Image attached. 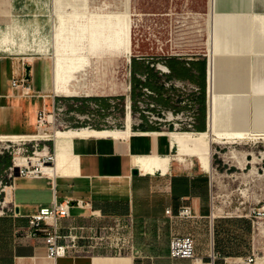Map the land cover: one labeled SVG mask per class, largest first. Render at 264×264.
Segmentation results:
<instances>
[{
  "label": "crops",
  "instance_id": "0c3cea01",
  "mask_svg": "<svg viewBox=\"0 0 264 264\" xmlns=\"http://www.w3.org/2000/svg\"><path fill=\"white\" fill-rule=\"evenodd\" d=\"M124 2L119 0L116 6L114 1L87 0L88 18L91 20L95 15L120 10ZM57 5L64 11V8L70 7V0H0V31H7V37L0 35V40L15 50L13 54H0V135L32 134L36 124L35 114L38 115V111L46 106L48 99L52 107L56 94L65 97L93 95V90L87 88L85 83L86 69L91 59L108 56L131 61L132 37L130 54L127 55L123 18L118 22V28L122 30V53L99 55L92 52L58 56V34L56 36L54 32L48 44L49 29L54 25V31L58 30L63 21L55 11ZM138 7L140 15L144 16L145 27L150 23L155 28L171 26V15L178 13L195 15L196 19L201 20L206 31V53L202 56L177 58L180 61L172 60L171 66L176 76L187 78V75L176 70L181 61L191 60L195 68H200L202 78L205 79L211 53L216 58V65L220 64L218 61L224 60V56H228L230 62H227L231 64L232 55H236L237 63L240 60L236 76L240 74L237 79L241 85H237L239 82L236 84L237 79L232 81L236 89L237 86L242 89L235 92L231 87L229 91L233 93L221 92L224 75L215 81L217 83L219 79L216 85L220 93L218 88L215 89L220 95L218 129L222 133L264 134V0H138ZM47 56L53 57V74L49 69L48 88L37 91L28 83L31 94L22 95L19 89L13 87V79L25 74L26 62ZM255 56L260 59L255 61ZM253 61L255 68L258 63L259 71L253 69ZM228 64H225L226 71L230 67ZM220 68L223 71L225 69ZM34 70L32 67V78ZM254 70L258 72L255 83L252 80ZM248 74L250 83H246ZM205 84L203 80V87ZM207 84L209 88V81ZM245 84L248 85L249 93L246 88L243 89ZM226 87L229 88L228 85ZM208 100L210 106L209 93ZM83 101L93 108L98 100ZM202 101L199 128L200 131H208L205 97ZM17 123L23 130H14V124ZM126 127L125 124L120 130ZM53 141L56 177H16L10 186L13 199L10 203H4L11 204V211L8 209L0 213V264H194L189 259L170 257L169 245L173 235L193 236L196 254L202 264H230V260L252 253L250 220L214 214V170L212 168V172H209L203 167L200 152L193 145H178L171 133L159 130L151 123L140 124L135 121L125 137L86 135L60 137L58 141L54 137ZM134 169L138 170V174H133ZM60 179L64 189L62 199H82L91 206L72 207L71 217L61 220L62 234H67L71 225L106 222L131 214L135 220L136 251L122 256L97 252L51 259L47 256L46 245L41 237L17 235L18 229L28 228V216L52 203L53 185L54 182L57 184L58 193ZM184 205L192 207V218L180 220L166 214V210L170 209L173 215H177ZM92 211L97 217L91 216Z\"/></svg>",
  "mask_w": 264,
  "mask_h": 264
},
{
  "label": "rangeland",
  "instance_id": "374dc122",
  "mask_svg": "<svg viewBox=\"0 0 264 264\" xmlns=\"http://www.w3.org/2000/svg\"><path fill=\"white\" fill-rule=\"evenodd\" d=\"M70 1L71 6L64 8L63 21L59 24V29L54 31L56 36L58 34L57 50L60 54L58 56L90 54L92 52L99 55L122 53L124 48L120 41L122 30L118 28V22L120 18H123V15L120 14L123 8L107 14L95 15L97 19L89 20L87 0ZM108 1H114L116 6L119 4V0ZM129 3L131 13L136 14L131 16L134 20L131 34L133 48L131 61L127 62L125 58L108 56L96 60L91 59L86 69L85 83L87 88L93 90V95L67 98L54 92L57 107L64 109L56 110L54 113L51 109V100L48 99L46 102L48 113L53 114L51 116L53 119L48 118L50 122L45 123L40 130L42 133L45 131L50 135L49 140L18 139L16 142L0 140V213H4L8 209L11 211V204H5L4 201L6 187L14 184L18 174L15 162L19 165L36 159L33 152L36 148L41 150L44 146H48L54 154L55 131L88 126L97 129H110L113 125H111L112 127L108 126L107 118L110 117L111 120L117 121L123 115L122 110L129 96L134 111L133 122L150 123L145 115L139 116L137 108L138 101L143 97V87L145 86L157 94L155 100L167 109L180 111L185 107L182 101L191 99L192 102H195L198 107L195 124L192 128L181 126L177 131H200L202 100L205 97L207 106L208 93L210 95L207 73L205 79L202 78L200 68H195L191 60H185L176 66V70L184 76L187 75V78L179 77L174 73L171 62L172 60L180 61L177 59L179 57L202 56L206 53L204 47L206 31L202 27L201 20L196 19L195 15L178 13L171 15V26L155 28V25L150 23L145 27L144 16L140 15L138 0H129ZM74 20L76 23H69ZM56 25H58L57 21ZM97 40L98 42H96ZM146 57H152L155 63L164 61L171 70V75L168 77L170 80L191 82L199 87L198 94L189 93L187 95L174 88L165 89L157 78L156 68L141 59ZM26 64H31L35 69L32 80H29L34 89L38 91L48 88L49 69L53 74V57L36 58ZM144 74L147 75L145 81L141 78ZM203 80L206 83L205 87H203ZM83 99L98 100L95 103L98 108H92ZM112 99L117 102L114 111L110 110ZM40 103L42 104V102ZM139 118L142 119L141 122ZM37 120L38 115L35 114L36 124L32 133L39 131ZM122 123L120 122V124ZM154 126L158 128L156 125ZM13 128L14 130H23L18 123L14 124ZM166 128L173 131V126ZM211 148L212 168L215 173H213L214 214L232 219H249L252 233L251 244L258 257L257 262L264 260V135H250L239 143H212ZM62 184V180H58L60 200L63 198ZM230 261H234V259Z\"/></svg>",
  "mask_w": 264,
  "mask_h": 264
},
{
  "label": "built area",
  "instance_id": "2783aa9c",
  "mask_svg": "<svg viewBox=\"0 0 264 264\" xmlns=\"http://www.w3.org/2000/svg\"><path fill=\"white\" fill-rule=\"evenodd\" d=\"M146 60V63L151 67L156 68L157 78L160 80V84H163L165 89L174 88L181 93H192V95L198 94L199 87L195 84L183 81V80H170L168 77L171 75V70L164 61H158L155 63L152 57L141 58ZM208 67L209 58L207 61V80H208ZM141 78L145 81L147 75H142ZM29 80L26 79L25 74L19 78H14L12 85L14 88L19 89L22 95H30L28 87ZM143 97L138 101V114L139 116L145 115L149 119L150 123H153L159 130L169 133L178 132L177 129L181 126L192 128L195 124V119L198 112V107L191 99L182 101L185 106L182 110L167 109L159 104L155 99L157 94L148 86L143 87ZM173 97L172 95H170ZM178 98V95L176 96ZM69 98V97H67ZM152 99V100H151ZM111 111L115 110L117 102L111 100ZM77 106V103H75ZM93 108H98V105H94ZM52 111L63 110L62 107H57L56 101L53 102ZM122 110V109H121ZM133 108L130 96L124 104L122 113L123 115L117 120H111L107 118L108 126L113 125L112 129H122L127 120V116H132ZM207 121L209 113V100L207 101ZM53 116L49 114L46 106L38 111V125L40 128L45 123L50 122L48 118ZM141 122L142 119L139 118ZM120 122H123L120 124ZM120 125V127H119ZM107 126V125H106ZM107 126V127H108ZM173 126V131L166 127ZM91 127V126H88ZM160 127V128H159ZM105 129V128H104ZM108 129V128H106ZM47 149L48 153L44 156L38 155L39 148L33 152L37 161H26L25 164L16 165L17 176L27 178H41L44 176V167L52 166L55 161V154H53L48 146H44L41 150ZM32 157V156H31ZM30 157V158H31ZM14 170L15 168H11ZM12 176V174H11ZM15 177V178H16ZM12 186V185H11ZM54 196L52 203L47 207H42L38 212L28 216V228L18 229L17 235L24 237H41L46 245L47 256L51 259H55L59 256H75L82 253H97L104 252L116 256H122L126 254H133L136 251L135 247V220L133 215H127L125 217H115L106 222H93L88 225L74 226L71 225L67 234L61 233V220L71 217V209L74 206L78 207H91L89 203L84 202L82 199H74L72 197L59 199L57 193V184L54 182ZM72 201H76V205H72ZM15 213V209H12ZM166 214L170 218H176L180 220H188L193 217V209L190 205H184L181 207L177 215H173L170 209L166 210ZM92 217H97L94 211L91 212ZM170 257L174 259H189L194 264H202L200 258L196 254L195 239L191 235H173L169 245ZM258 257L255 255L254 250L250 255L241 256L230 261V264H256Z\"/></svg>",
  "mask_w": 264,
  "mask_h": 264
},
{
  "label": "bare ground",
  "instance_id": "6f19581e",
  "mask_svg": "<svg viewBox=\"0 0 264 264\" xmlns=\"http://www.w3.org/2000/svg\"><path fill=\"white\" fill-rule=\"evenodd\" d=\"M56 1L58 2L59 0H56ZM66 1H68V0H66ZM70 6H71V1H70ZM55 11H56L58 17L63 19L62 18L63 17V8H60V6L57 5V8H56ZM120 14L123 15V19H124L125 38H126V45H127V48H128L127 49V55H129L130 54L129 46H130L131 29H132V24L134 23V20H133V18L131 16L136 15L134 13H131L129 0H125L124 6H123V10H122V12ZM6 33H7V31H5V30H1L0 31V35H3V38L7 37ZM53 35H54V25H53V28L49 29L50 41H48V44L51 43ZM13 53H15V50L13 49V47L10 46V45H7L6 43H4V41L0 40V54H13ZM232 56H234L235 58L231 57V59L230 58L229 59L231 60V64H233V65L228 64V62H230L227 59L228 56L227 57L224 56L226 59L222 56L224 58V60H221V62L218 61V64L220 63L219 65H221V64L223 65V62H224V65L220 66V67L225 68L224 71H223L222 68L219 67V65H216V58L214 59L213 54L212 53L210 54L209 67H208V81H209V91H210V95H209V97H210V106H209V119H208V121H209V130L208 131H198V132H172L171 133V136H173L176 144H178V145H185V144L186 145H193L194 148L196 149V151L200 152V159L202 161L203 167H205V169L208 170L209 172H212V148H211L212 143H217V144L239 143L241 140L245 139L247 136H250L249 134H247L245 132H227V133H222L218 129L219 128V118H220L221 111H220L219 105H218L220 95H218L216 93V90H215V89L218 88V86L216 84L218 83L219 79H218V81L216 83L215 82L216 78L220 77L221 75H224V78L222 76L223 80H221V83H222L223 88H224V86H225V88L222 89V86H220L221 92H224V91L227 92V91H229L231 89V87L234 88L232 90H234L235 92H238L239 89H242L241 87L238 88V86L241 85V81L239 82V80L237 79V77H239L240 74H239V76H236L237 73L239 72L238 66L240 65L239 64L240 60L237 63L236 55H232ZM245 57H247V56H245ZM247 58H249V57H247ZM262 58L263 57L261 56V59ZM249 59H248V62H249ZM253 59L256 61V60H259L260 58L257 59V57H256V59L255 58H253ZM217 60H218V58H217ZM225 60H226V62H225ZM242 60H244V58L241 59V62H242ZM232 61H234V62H232ZM263 61H264V59H262V62ZM234 63H236V65H234ZM225 64H226V66H227V64H228V66H230L229 70H227V71H226ZM237 64H239V65H237ZM254 65H255V63L253 61V69L259 71L260 67H259L258 63H257V66H256L257 69L255 68ZM217 66L219 67L218 69H217ZM236 67H237V69L235 71ZM246 67H247V65H246ZM247 69L249 70V68H247ZM217 70H218V72H217ZM255 70H254V73L256 75L252 72L253 75H254V79H252V80H254V83L256 82L255 81L256 80L255 77H258L257 76L258 72H255ZM221 71H223V73ZM230 72H231V74H230ZM217 73H218V76H216ZM219 73H220V75H219ZM248 73H249V71H248ZM259 74H260V72H259ZM54 76H55V78L57 77V72H56V68L55 67H54ZM230 76H232V77H230ZM226 77H227V81H226ZM241 77L244 78V75L241 76ZM246 78H247L246 83H248L249 80H250L249 74H248V76H246ZM248 78H249V80H248ZM235 79H237L236 80V84L239 82V84H237L238 85L237 86L238 90L235 88L236 84L235 85L233 84V81L235 82ZM228 81H229V83H227ZM263 81H264V79H263ZM227 85H228L229 88L226 87ZM215 86H216V88H215ZM243 86H244V84H243ZM247 86L248 85L245 84V87H243V89L246 88V92H248V90H249L247 88ZM252 86H253V84H252ZM253 88H252V90H253ZM218 90H219V88H218ZM220 90H219V93H220ZM232 90L229 91V92L233 93ZM254 93H256V92H254ZM257 94H258V92H257ZM132 123H133V117L128 115L127 116V120H126L127 127H126V129H123V130H120V129H112V130L111 129H97V128L83 127L80 130H68V131L57 130L56 135L54 137H55V139L57 141H58V139L60 137L86 136V135H92V136H96V137H109V136H112L114 138L125 137V136H127L129 134V131H130ZM49 136L50 135L48 133H42L41 130H39L38 133H32V134L0 135V140L1 141L2 140H10V141H15L16 142L18 139H29V140L49 139ZM47 151H48L47 149L39 150L38 155L44 156V155H46L48 153ZM54 154H55V152H54ZM54 159H55V161H54V164L52 166L48 165V166L44 167V176L51 177V178H55L56 177L55 169H54V166H55V163H56V154H55V158ZM31 161H37V158L34 159V160L31 159L30 162ZM22 164H25V163H21L19 165H22ZM16 165H18V164H16ZM214 174H212V175H214ZM5 192H6L5 202L10 203L12 201V199H13V189H12V187H6ZM256 264H264V260H258V262Z\"/></svg>",
  "mask_w": 264,
  "mask_h": 264
},
{
  "label": "water",
  "instance_id": "95a60500",
  "mask_svg": "<svg viewBox=\"0 0 264 264\" xmlns=\"http://www.w3.org/2000/svg\"><path fill=\"white\" fill-rule=\"evenodd\" d=\"M31 71H32V65L31 64H26L25 65V76L27 80H31ZM133 174H138V170L134 169ZM72 205H76V201H72ZM17 212H19V208L16 209Z\"/></svg>",
  "mask_w": 264,
  "mask_h": 264
},
{
  "label": "trees",
  "instance_id": "16d2710c",
  "mask_svg": "<svg viewBox=\"0 0 264 264\" xmlns=\"http://www.w3.org/2000/svg\"><path fill=\"white\" fill-rule=\"evenodd\" d=\"M132 53H133V48H132ZM123 58V57H121ZM151 70H154L153 68H151ZM156 76V74H154ZM154 75H151V76H154ZM148 85H150L149 83H147ZM203 102V101H202Z\"/></svg>",
  "mask_w": 264,
  "mask_h": 264
}]
</instances>
